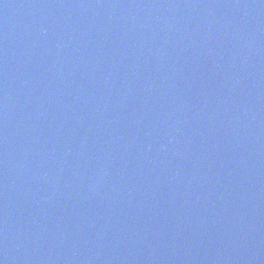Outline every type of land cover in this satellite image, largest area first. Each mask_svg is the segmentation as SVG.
Masks as SVG:
<instances>
[{
    "label": "water",
    "instance_id": "water-1",
    "mask_svg": "<svg viewBox=\"0 0 264 264\" xmlns=\"http://www.w3.org/2000/svg\"><path fill=\"white\" fill-rule=\"evenodd\" d=\"M0 264H264V0H0Z\"/></svg>",
    "mask_w": 264,
    "mask_h": 264
}]
</instances>
